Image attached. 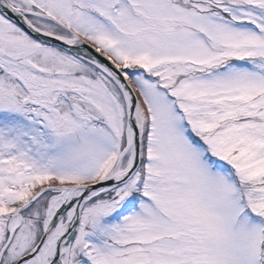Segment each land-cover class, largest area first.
Masks as SVG:
<instances>
[{
  "label": "snow or ice",
  "instance_id": "1",
  "mask_svg": "<svg viewBox=\"0 0 264 264\" xmlns=\"http://www.w3.org/2000/svg\"><path fill=\"white\" fill-rule=\"evenodd\" d=\"M0 264H264V0H0Z\"/></svg>",
  "mask_w": 264,
  "mask_h": 264
}]
</instances>
